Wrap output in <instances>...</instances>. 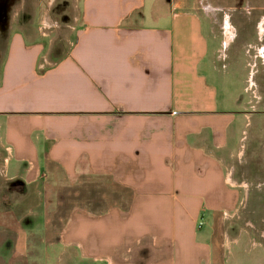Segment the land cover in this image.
<instances>
[{"label": "crops", "instance_id": "0c3cea01", "mask_svg": "<svg viewBox=\"0 0 264 264\" xmlns=\"http://www.w3.org/2000/svg\"><path fill=\"white\" fill-rule=\"evenodd\" d=\"M185 3L78 0L75 23L53 34L69 41L60 52H49L53 37L39 35L40 24L5 35L0 173L17 196L0 226L16 232L19 255L27 229L38 231V207L62 206L63 224L44 220L40 254L62 247L81 264H216L223 216L213 209L233 199L226 170L241 119L226 108L238 97L213 79L234 28L226 17L221 41L210 10ZM202 211L209 237L199 234Z\"/></svg>", "mask_w": 264, "mask_h": 264}, {"label": "rangeland", "instance_id": "374dc122", "mask_svg": "<svg viewBox=\"0 0 264 264\" xmlns=\"http://www.w3.org/2000/svg\"><path fill=\"white\" fill-rule=\"evenodd\" d=\"M185 1V4L195 2L198 6L201 1V6L210 10L213 31L221 41L225 40L224 21L228 19L234 28L232 39L226 46L221 45L217 53V77L213 79L220 91L226 89L228 96L238 97L237 103L231 101L226 108L241 119L240 135L231 147L232 157L226 170L229 176L226 188L233 199L231 204L213 209L214 216H223L222 232L216 234L217 260L214 257V261L216 264L220 261L222 264H264V23L256 24L259 16L256 11L264 10V0ZM248 7L251 14L246 11ZM78 13V0H0V48L10 30L19 28L31 32L40 24L39 35L53 37L49 52H60L69 41L53 34L69 29ZM42 22L47 28L41 27ZM223 77L226 78L225 88ZM16 191V185L6 182L0 173V215L12 210L10 204L17 196ZM38 208L42 212L39 220L33 222L38 231L33 234V229H27L25 232L27 251L23 254L19 255L16 232L0 226V264H81L64 257L62 247H58L55 254L39 253L48 250L49 245L47 233L41 228L44 220L55 218L63 224L64 207ZM56 210L58 212H54ZM206 214L207 211H202L198 216V224L203 225L199 234L208 232L209 237L211 223L205 219ZM56 224L54 220L53 226ZM20 227L25 228L24 224ZM49 258H52L50 263Z\"/></svg>", "mask_w": 264, "mask_h": 264}, {"label": "built area", "instance_id": "2783aa9c", "mask_svg": "<svg viewBox=\"0 0 264 264\" xmlns=\"http://www.w3.org/2000/svg\"><path fill=\"white\" fill-rule=\"evenodd\" d=\"M47 26H48V25H47L45 22H44V23H42V28H44V29H45V28H47Z\"/></svg>", "mask_w": 264, "mask_h": 264}]
</instances>
